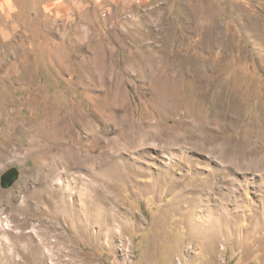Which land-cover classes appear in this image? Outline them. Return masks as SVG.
Segmentation results:
<instances>
[{
  "label": "rangeland",
  "instance_id": "1",
  "mask_svg": "<svg viewBox=\"0 0 264 264\" xmlns=\"http://www.w3.org/2000/svg\"><path fill=\"white\" fill-rule=\"evenodd\" d=\"M94 1L0 0V264H264V0Z\"/></svg>",
  "mask_w": 264,
  "mask_h": 264
},
{
  "label": "crops",
  "instance_id": "2",
  "mask_svg": "<svg viewBox=\"0 0 264 264\" xmlns=\"http://www.w3.org/2000/svg\"><path fill=\"white\" fill-rule=\"evenodd\" d=\"M52 1H53V0H52ZM60 1H61V0H55L56 3L60 2ZM101 1H102V0H101ZM96 2H100V0H98V1H94V3H96ZM56 3H55V4H56ZM52 4H53V2L50 1V3L47 4V5H48V8H50V6H52ZM90 5H91V3H90Z\"/></svg>",
  "mask_w": 264,
  "mask_h": 264
},
{
  "label": "bare ground",
  "instance_id": "3",
  "mask_svg": "<svg viewBox=\"0 0 264 264\" xmlns=\"http://www.w3.org/2000/svg\"><path fill=\"white\" fill-rule=\"evenodd\" d=\"M86 166V165H85ZM66 209V208H65Z\"/></svg>",
  "mask_w": 264,
  "mask_h": 264
}]
</instances>
